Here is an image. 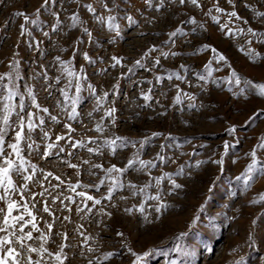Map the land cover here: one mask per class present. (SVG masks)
I'll return each mask as SVG.
<instances>
[{
	"label": "rangeland",
	"instance_id": "obj_1",
	"mask_svg": "<svg viewBox=\"0 0 264 264\" xmlns=\"http://www.w3.org/2000/svg\"><path fill=\"white\" fill-rule=\"evenodd\" d=\"M42 2L0 0V74L9 71L8 65L13 59H18L19 72L23 76L17 81L19 90L24 92L26 85L31 86L41 107L48 108L49 113L56 115L60 121L57 124L48 115L40 113L45 124L32 133V140L38 147L29 154L25 146L24 154L29 162L36 166L38 173L52 172L66 184L79 181L99 185V180L105 178L104 173L92 168L91 164L99 163L103 168L112 165L124 167L129 159L136 157L138 150L139 158L143 160L154 159L158 152L168 158L167 163L156 161L157 167L150 173L147 170L137 171L138 166L129 168L120 176L124 187L116 189L111 200L102 199L101 205L93 209V214H77L74 205H69L73 208L72 212L58 211L57 208L62 207L59 203L51 205L53 217H48L42 210L36 213L42 231L46 230L43 227L45 221H53L57 234L69 236L65 241L56 235L53 241H49L50 250L57 251L61 243L69 245L65 251L70 264H88L89 260L95 261L107 252L114 255L105 264H131L128 248L137 253L149 252L144 264H173V261L175 264H264V203H251L264 192V175L259 172V168L264 167V150L257 149L259 163L253 170V180L247 188L243 183L244 171L252 162L247 154L264 138V98L245 93L248 96L245 100L236 94L238 89L222 82L230 79L229 73L235 71L242 79L264 83V44L248 35L226 38L219 25L204 15L214 0H201L202 9L190 4L181 6L178 0L176 3L165 0V7L159 11L155 7L148 8L144 0H115V6L112 0H102L113 8L111 14L117 17L120 25L118 37L82 7L92 4L97 10L96 15H107L98 0H79L78 3L56 0L54 5L41 9V23L25 24L26 34L21 35L20 25L24 21L15 13L22 11L35 18V10ZM158 3L159 0H153L154 5ZM235 3L238 15L249 23L233 20L230 26L251 27L264 32V19L255 16V12H264V0H235ZM219 5L226 11L233 10L226 0H219ZM52 11H58L62 21L57 32L51 31L55 22ZM73 13L82 21L74 28L69 19ZM127 16H132L135 23H130ZM191 18H195L198 24H205L206 30L189 23ZM226 20V16L221 17V23ZM85 27L93 33L91 41L83 32ZM177 27L188 35L173 38L176 41L173 47L172 41H168V34ZM45 31L49 32V36L43 35ZM112 40L115 42H110ZM165 41H168L167 45ZM205 44L215 47L227 60V65L213 62V68L222 70L214 71L207 83L199 79L200 75H206L204 64L211 55L202 51ZM153 46L175 51L179 55L169 56L168 59L160 57V65L150 72L137 67L135 61ZM248 48L259 53L261 59L256 62L250 60L244 54ZM197 49L201 51L197 53ZM85 53L91 62L84 60ZM57 56L63 61H70V66L77 72L83 68L82 75L86 77L81 81L74 120L68 119L70 102L69 107L64 108V98L59 92L67 79L61 77L55 59ZM113 56L122 58V67H111ZM158 56L159 52L152 53L151 58L142 63L151 68L152 61ZM129 68L133 71L129 72ZM37 73L41 75L37 76ZM44 73L49 77L48 81H45ZM172 73L182 76L186 82L175 77L169 80L167 77ZM57 77H61L58 85L54 83ZM157 77H160L159 81ZM47 83L53 84L51 96L45 91ZM88 85L96 90L95 96ZM177 85L182 90L180 103H174ZM229 87H232L231 91ZM104 92L109 93L107 100L103 107L94 110L97 107L96 97ZM68 93L69 96L76 94L74 88L68 89ZM142 93H148L152 99L145 102ZM183 93L196 97L195 108L188 107L191 102L183 97ZM111 107L116 109L115 124H112L111 118L104 119L106 131L103 135L96 133V124L102 121L105 110ZM64 123L75 128L72 135L84 147L73 149L61 141L51 150L48 158H41L46 145L52 143L56 135L66 132ZM229 128L235 131L229 134ZM43 131H48L51 139L44 138ZM153 132L160 133V136L152 137ZM115 137L131 143L118 149L116 154H112L107 147L103 148L101 155L87 152V147H96L88 143L89 138L100 143ZM146 137L151 139L141 148L139 142ZM226 143L230 145L228 148H225ZM161 145H165L163 150ZM60 146L65 147L64 153H59ZM69 152L73 154L69 155ZM85 160L90 164L83 163ZM65 161L76 164L77 169L68 168ZM198 161L205 163L196 167ZM181 166H184L182 175L177 174ZM164 173L171 174V179L164 178ZM155 178H161L160 185H156ZM36 179L49 189L51 184L56 183L51 178L50 182L43 181V175H38ZM172 180L181 188L172 189ZM146 184L145 191L139 192ZM130 185H136L135 196ZM107 187L106 181L100 185L99 193L95 188L78 191H88L100 198L102 194H107ZM40 191L43 189L38 183L31 185V192ZM158 191L161 194L159 203L166 205L160 213L155 211L158 202L148 199ZM63 194L73 195L70 191ZM48 199L50 201L51 198ZM74 199L79 202V198ZM141 204L144 205L143 213L136 211ZM37 207L42 209V204H37ZM101 207L110 215L100 214ZM126 208H132L133 214L129 215ZM65 215L70 217L68 221L62 220ZM157 216L159 219H156ZM118 232H122L123 237L118 236ZM84 236H88L89 240L82 248ZM87 247L96 251L89 253ZM178 248L188 255H182Z\"/></svg>",
	"mask_w": 264,
	"mask_h": 264
},
{
	"label": "snow or ice",
	"instance_id": "obj_2",
	"mask_svg": "<svg viewBox=\"0 0 264 264\" xmlns=\"http://www.w3.org/2000/svg\"><path fill=\"white\" fill-rule=\"evenodd\" d=\"M70 2L78 3L79 0H70ZM100 2L101 8L104 9L107 15H96V8L93 7L92 4H84L82 7L87 10V12L92 13L95 19L102 25L106 26L107 29L111 32L115 33V36L120 35V25L117 23V17L112 15L113 8H109L108 3L102 2V0H98ZM177 0H168V3H176ZM226 2L233 8L232 11H226L224 8L220 7L219 0H214V3L211 8H209L204 15L209 16L213 23L219 25V30L222 32L225 37L235 38L239 35H248L252 37V40L264 44V32H258L253 30L251 27L240 28L235 25L230 26L232 21H238L243 24H248L249 21L244 20L241 16L238 15L236 8L235 0H226ZM56 3V0H43L40 6L35 10V18L30 17L25 12H17L16 16L22 17L24 23L20 25L21 35H25V24H33L39 25L41 23L39 17L41 15V9L46 6H51ZM113 6H115V0H112ZM178 3L181 6L186 4H190L194 6L196 9H202L201 0H178ZM144 4L148 8L155 7L157 11L161 8L165 7V0H159L158 4H153V0H144ZM247 8L248 5H245ZM213 11L216 13L213 15ZM52 17L54 18V23L51 26L52 32H57L61 27L62 21L60 19V13L58 11H52ZM226 16L227 20L224 23H221V17ZM255 16L258 19H264V12H255ZM69 19L71 20V27H76L78 24H82L80 17L73 13ZM127 20L130 23H135L132 16H127ZM189 23L195 25L197 28L201 30H206L205 24L197 23L195 18H191ZM195 31V29L193 30ZM84 34H86L89 38V41L93 39V33L88 30V28H83ZM45 37L49 36V32L45 31L43 33ZM188 33H185L181 28L177 27L174 31L168 34V41H172V46H175L176 37H184L187 36ZM168 41H165V45L168 44ZM112 43L115 40L110 41ZM252 41H249L251 43ZM37 44V49H38ZM197 53L201 51V49L196 50ZM202 51L210 52L209 60L204 64V68L207 70L206 75H200L199 79L207 83L208 79L212 78L213 72H220L222 69L219 67L213 68V62L219 65L221 63L227 65L226 58L221 55L215 47L210 45H203ZM159 52V56L156 57L152 61L151 68L147 67L142 61L151 58L152 53ZM249 57L250 60L256 62L261 59L260 54L255 52L253 48H248L247 52L244 53ZM179 53L175 51H164L162 49H158L156 46L150 47L143 53L140 59L135 61V65L137 67L143 68L145 71H152V69L156 68L160 65L161 60L160 57L164 59H168L169 56L176 57ZM84 60L86 62H91L90 57L87 53L84 54ZM57 63L59 64L61 70V77L67 79V83L64 87L59 88L60 95L63 99L64 108L69 107L70 102V111L68 112V119L74 120L77 116L76 104L78 101V94L81 91V81L86 79L82 75L83 68L80 69L79 72L75 71L70 66V61L66 62L61 60L59 56L56 58ZM111 67L115 68L116 66L122 65V58H118L113 56ZM183 67V65L181 66ZM9 71L0 74V264H70L69 257L65 249L69 247V245L65 243H61L58 246L57 251H51L49 248V241H53L56 235H60L63 240H68L69 236L59 233L57 234L54 230V222L53 221H45L44 222V231H42L39 226V220L36 213L41 210L43 213H46L48 217H53L54 212L51 208V205H56L59 203L58 211H67L72 212L73 208L69 207V205H74L75 212L77 214L84 213L85 216L88 214H93V209L97 206L101 205V200H111L113 198V193L116 189L124 187V185L120 181V176L123 175L129 168L134 166L137 171L143 172L147 170L149 173L151 169L157 167L156 161H159L161 164L167 163L168 158L161 153H157L155 158L152 160H143L139 158V150L137 151L136 157L134 159H129L127 164L124 167H117L116 165H112L108 168H103V166L99 163L91 164L92 168L100 169L104 173V177L99 180V185L93 184H82L79 181L75 183L66 184L65 181L59 177L54 176L52 172H47L43 174L42 171L38 173V170L35 165L31 164L29 160L25 156V146L28 150L29 154L36 151L38 146L35 145V142L32 140V133L38 128L43 127L45 124V120L40 113L48 115L50 120L55 123H60L57 119L56 115H51L49 113V109L46 107H41V105L37 101V96L33 91L31 86L26 85L25 91L21 92L19 90V86L17 81L22 80L23 76L20 75L19 72V60L13 59L12 62L8 65ZM129 72H132L133 69L129 68ZM41 75L40 73L36 74ZM45 81H48L49 77L46 73L43 74ZM230 79L226 81H222L223 83H227L229 86H234L238 89L237 95L243 96L245 100L248 99V96L245 93L252 95L253 97L264 98V83H254L250 79H242L240 76L236 74L235 71H231L229 73ZM61 77H57L55 80V84L61 83ZM175 77L176 80L181 82L184 81L183 77L177 75L176 73L170 74L167 78L171 80ZM160 77H157V81H159ZM149 84L151 81H147ZM212 83H216V80L213 79ZM115 87V86H113ZM177 94L174 100V103H180L182 96V90L179 89L177 85ZM53 88L52 83H47L45 87V91H48L49 96L52 95L50 91ZM74 88L75 95L69 96L68 89ZM90 92L95 96L96 90L92 88L91 85H88ZM232 90V87H229V91ZM151 92V89H149ZM109 93L104 92L102 96L96 97V109L99 110L100 107H103L105 101L108 98ZM27 97V102H26ZM183 97L187 98L191 103L188 105L189 108H195L196 105L194 101L196 97L189 93H183ZM142 98L145 102L152 99V97L148 93H142ZM59 103V102H58ZM31 109V110H29ZM115 113L116 109L114 107L108 108L104 112V117H102V121L97 123L94 131L103 135L106 131L105 126L103 125V120L107 118H111V122L115 124ZM161 113L160 115H163ZM92 113H89L91 116ZM38 121V123L36 122ZM63 128L66 130L64 134L56 135L55 139L52 143H48L42 153L41 158H48L51 155V150L60 145L61 141H64L69 147L75 149L77 147H84V144L80 141H76L73 137V133L75 132V128L69 123H64ZM234 128H229L228 132L231 134L234 132ZM160 133L153 132L152 137H159ZM11 137L9 140L8 138ZM43 137L46 139H51L48 131H43ZM151 138L146 137L145 140L140 141V147L142 148L145 143H147ZM89 144H95L96 147H87V152L93 155H101L103 154V148L107 147L110 149L112 154H116L118 149H123L127 147L129 143L125 141L121 137H115L113 139H104L102 142L97 143L96 139L89 138ZM133 146H135L133 144ZM230 145L225 144V148H228ZM161 150L165 147V145H161ZM257 149L264 150V138H261L258 144L247 154L251 158V163L247 166L243 174V183L247 188L251 181L253 180V170L256 169L259 161L257 160ZM65 147L60 146L58 148L59 153L65 152ZM69 155L73 153L69 152ZM174 162V161H173ZM67 163L68 168L77 169L76 164ZM85 164H90V161H83ZM204 161H198L196 163V167H199ZM214 163H220V161H214ZM184 171V166H181L178 170L177 174L182 175ZM259 172L261 175H264V167L259 168ZM38 175H43V181L55 180L56 183L51 184V189L45 187V184L36 179ZM77 176H79V172H77ZM164 178L171 179V174L164 173ZM239 180L240 177H237ZM107 181V194H102L100 198H97L95 195L89 194L88 191L79 190L78 189H89L95 188L96 192H100V185H104ZM50 182V181H49ZM39 184L40 188L43 191L40 192H31L32 184ZM156 185H160L161 178H155ZM133 191L132 195L135 196L136 185L129 186ZM148 187L146 184L143 188L139 189V192L143 193L145 189ZM172 189H180L181 185L176 183L175 180H172L171 183ZM59 190V191H57ZM64 191H70L73 195H64ZM47 194V195H46ZM171 194V193H169ZM17 196L19 197L17 199ZM40 197L42 199H37ZM50 197V201L48 199ZM74 197L79 198V202H77ZM124 199V197H121ZM148 199L157 201L158 206L155 208L156 213H160L163 208L166 207L165 204L159 203L161 200V194L159 191L156 195L149 196ZM34 201V202H33ZM65 201L68 203L65 204ZM91 202V204H89ZM252 204L264 203V192H261L257 199H253L251 201ZM37 204H42V209L37 207ZM114 206V205H113ZM125 211L129 214H133L132 208H126ZM136 211L143 213L144 205L141 204ZM99 213L103 215H110L104 211V208L101 207L99 209ZM56 219H61L60 217H56ZM70 219L69 216L65 215L62 217L63 221H68ZM145 219L148 220V217L145 216ZM159 219V216L156 217ZM151 222V221H149ZM83 235V233H81ZM118 236L123 237L122 232L117 233ZM251 240V236L248 237ZM89 240L88 236L83 237V243L81 247H86L87 242ZM87 251L89 253H93L96 250L92 247H87ZM178 252H181V249H177ZM128 252L132 258L131 264H144L145 259L149 256V252L137 253L131 248H128ZM83 255V253H81ZM182 255H188L187 252H181ZM112 252L104 253L101 257H97L95 261L89 260L88 264H105L106 261H110L113 257ZM242 259V258H241ZM175 264V261H173Z\"/></svg>",
	"mask_w": 264,
	"mask_h": 264
}]
</instances>
